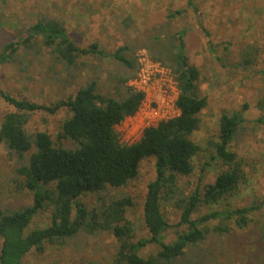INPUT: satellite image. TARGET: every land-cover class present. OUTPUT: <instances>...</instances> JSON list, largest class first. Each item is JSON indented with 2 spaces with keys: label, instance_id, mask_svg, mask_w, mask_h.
I'll return each instance as SVG.
<instances>
[{
  "label": "trees",
  "instance_id": "1",
  "mask_svg": "<svg viewBox=\"0 0 264 264\" xmlns=\"http://www.w3.org/2000/svg\"><path fill=\"white\" fill-rule=\"evenodd\" d=\"M190 5L196 6L194 0H190ZM180 14V11L174 13ZM200 27L210 35L202 24ZM31 32L4 46L0 65H15L22 54L47 53L51 71L60 70L63 76L58 82L64 84L81 79L85 67L81 59L85 57L110 58L124 68V73H111L112 94L101 91L99 79H91L74 95L48 105L16 99L0 90V96L14 108L1 119L0 144L17 158L21 185L32 196V205L18 210L0 209V264H23L30 252L43 254L47 246H63L81 233H108L116 239V251L109 264H186L183 260L189 250L206 242L210 235L226 236L234 228L242 231L249 226L251 214L260 206L217 208L237 194L244 180L242 161L231 151L244 123L242 115L224 114L220 119L213 158L227 170L214 183L198 186L187 195L179 185L181 178L194 173V160L202 152L191 137L199 131L200 114L208 106V98L200 89L201 72L190 63L185 49L184 31L168 47L160 46V38L156 37L154 48L158 51L154 54L149 51L174 74L179 91L176 100L179 115L147 128L142 138L131 145L119 141L115 128L135 116L145 98L128 85L139 70L136 51L123 46L108 54L98 44L87 49L78 47L64 26L55 20H40L31 27ZM252 64L253 60L246 57L240 66L246 68ZM55 76L59 75L55 73ZM61 110H67L68 115L63 120L58 143L45 131L27 130L37 112L56 115ZM258 121L264 123V118ZM152 158H155V178L147 185L143 204L149 236L136 240L134 227L126 217L134 206L132 198L105 199L102 194L126 188L139 177L142 163ZM87 196H98L99 204H85L82 199ZM167 204L181 211L177 226L182 230L171 241L167 235L170 226L163 214V206ZM201 206L210 211L193 219ZM43 211L50 212V224L27 232ZM150 245L157 246L159 251L142 256V251Z\"/></svg>",
  "mask_w": 264,
  "mask_h": 264
},
{
  "label": "rangeland",
  "instance_id": "2",
  "mask_svg": "<svg viewBox=\"0 0 264 264\" xmlns=\"http://www.w3.org/2000/svg\"><path fill=\"white\" fill-rule=\"evenodd\" d=\"M194 4L196 6L192 7L190 0H0V52L5 45L31 34V27L38 21L55 20L64 26L78 47L87 49L98 44L100 49L112 54L119 47L129 46L136 51L134 56L138 66L141 53H147L152 61L160 64L171 88L163 82L159 85L151 82L150 99L145 104L156 111L152 118L148 120L146 110L142 109L115 128L119 141L131 144L139 140L147 121L157 124L178 115L174 103L178 96L174 74L149 51L157 53L158 49L154 48L156 37L160 38V46L168 47L169 43H176L175 36L184 31L185 49L190 63L201 72L200 89L208 98V106L200 114L199 131L191 137L202 152L194 160V173L181 178L179 185L187 195L198 186L214 183L217 176L227 170L222 162L213 158V145L218 138L221 116L240 114L244 123L231 151L242 161L244 180L237 194L217 208H241L253 204L260 208L251 214V222L245 230L234 228L226 236L210 235L206 242L189 250L183 262L264 264V123L258 121L264 118V0H194ZM178 11L182 14L174 15ZM246 57H250L253 64L244 68L240 65ZM81 62L85 65L81 79L64 84L58 82L63 76L60 70L51 71L47 53L42 56L22 54L15 65H0V90L16 99L47 105L74 95L91 79H99L103 93L114 92L111 73H124L123 67L110 58L85 57ZM139 71L128 85L137 78ZM12 111L13 106L0 96V123L3 116ZM67 115V110L56 115L37 112L30 119L27 130L30 133L45 131L58 143ZM18 167L17 158L0 144L2 210L32 205L31 194L21 185ZM154 178L155 158H152L142 163L139 177L126 188L102 194L105 199L132 198L134 206L126 217L134 227L136 240L149 236L143 219V204L147 185ZM82 200L89 206L99 204L98 196H87ZM208 211L209 208L201 206L193 219ZM163 214L170 226L167 235L171 241L182 230L177 226L181 211L167 204L163 206ZM49 224L50 212L43 211L32 221L27 232ZM1 245L0 237V249ZM116 247V239L108 233H81L63 246H47L43 254L30 252L23 264H109ZM158 251L157 246L150 245L141 255Z\"/></svg>",
  "mask_w": 264,
  "mask_h": 264
},
{
  "label": "built area",
  "instance_id": "3",
  "mask_svg": "<svg viewBox=\"0 0 264 264\" xmlns=\"http://www.w3.org/2000/svg\"><path fill=\"white\" fill-rule=\"evenodd\" d=\"M139 67H140V69H139L140 71H139V74H138L137 78L135 80H133V82H131L129 84V86L131 88H133L135 91H138V92H141V93L144 94L145 98L142 101V103H141L140 108H139L138 111H142V109H145L146 112H147V118H148V120H150L152 118L151 116L154 115V113L156 111L153 110L150 106H147L145 104L150 99L149 96H148V93H149V85H151V82H152L153 85H159L161 82H163L164 85H168L170 82L167 79V75H165L160 70V64L152 61L149 58V56L147 55V53H145V52L141 53V56H140V59H139ZM175 83L177 85V82H175ZM168 87L171 88V85H168ZM177 89H178V87H177ZM161 92H162V94H165V92H163V91H161ZM178 94H179V91H178ZM176 100H177V98L174 100V103H175L176 109L178 110V108L176 106ZM154 102H156L155 99H154ZM178 115H179V110H178ZM171 119H173V118H171ZM167 120H170V119H167ZM167 120H163V121H167ZM163 121H159V123H157V124H154L152 122L147 121L148 122V125L143 130V132H142L141 137L139 138V140L142 138L143 133H144V131L147 128L157 127ZM138 141H135V142H133L131 144H134V143H136ZM131 144H128V145H131Z\"/></svg>",
  "mask_w": 264,
  "mask_h": 264
}]
</instances>
